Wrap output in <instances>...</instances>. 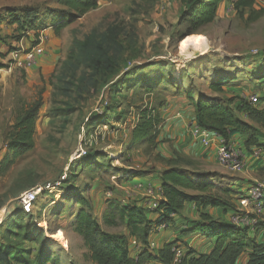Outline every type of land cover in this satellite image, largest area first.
Masks as SVG:
<instances>
[{
    "label": "rangeland",
    "instance_id": "obj_1",
    "mask_svg": "<svg viewBox=\"0 0 264 264\" xmlns=\"http://www.w3.org/2000/svg\"><path fill=\"white\" fill-rule=\"evenodd\" d=\"M205 1L98 0L95 9L56 31L53 18L63 14L55 0H0V243L35 250L39 246L30 239L42 243L48 237L45 248L60 258L66 255L62 264H80L79 242L70 225L81 206L75 204L77 197L98 218L110 199L108 191L120 201L143 193L134 188L137 181L156 191L152 183L129 181L165 168L168 160L192 173L194 181L211 183L210 194L230 201L237 212L246 190L234 184L240 171L199 162L183 146L175 147V132L164 127L166 120L170 125L185 120L187 109L194 108L191 101L200 96L239 102L255 95V106L264 105L259 96L264 86V2L253 3L261 15L250 22L248 8L235 10L223 0L215 18L201 24L194 18ZM24 16L23 33L14 17ZM38 35L44 52L34 65L23 68L11 60L9 52L21 38L27 48ZM188 35L203 36L205 52L180 53L178 44ZM217 82L220 92L212 90ZM37 99L41 105L32 149L6 158L17 118ZM142 111L163 119L157 140H132ZM256 182L264 184V176L249 181ZM48 184L56 187L38 194L34 214L21 213L19 195ZM14 208L21 227L15 230L18 235H8V211ZM249 216L263 218L259 212ZM26 223L32 224L27 234ZM66 241L72 248L64 246Z\"/></svg>",
    "mask_w": 264,
    "mask_h": 264
},
{
    "label": "trees",
    "instance_id": "obj_2",
    "mask_svg": "<svg viewBox=\"0 0 264 264\" xmlns=\"http://www.w3.org/2000/svg\"><path fill=\"white\" fill-rule=\"evenodd\" d=\"M221 1L223 0H206L203 4H199L194 18L196 22L201 24L211 22L216 16L217 6ZM228 1L235 10L248 8L250 22L255 21L261 15L260 10L254 9L253 0ZM55 3L61 7L63 14V17L53 18V27L56 31L98 6V0H55ZM26 18L27 16L22 19L14 17V22L22 26L18 25L21 28L20 32L23 33L24 29L27 30L24 25L28 21ZM220 83L212 85L214 92L222 90ZM261 100L264 101V97ZM257 103L252 104L249 100L233 102L232 99L228 101L218 98L206 99L201 96L191 101L194 107V122L197 125L217 133L225 140H229L235 133H240L245 137L242 147L250 153L258 148L262 156L264 141L259 140L260 132L257 127L264 128V105L257 107L255 106ZM40 105L41 100L37 99L17 118L13 132L9 134L6 158H14L32 149L34 119ZM140 114V121L131 131L132 140L134 142L143 139L157 140L159 125L163 119L153 111H142ZM241 116L248 117L257 127L242 119ZM166 163L167 166L159 173L160 198L155 209L151 210L135 203H126V201L113 197L106 201V207L101 211L99 221L91 212L88 203L81 197H77L75 204L81 206L73 214L70 225L72 231L81 238L85 249L82 259L93 264H145L150 259H157L163 264H171L172 248L177 246L176 242L164 243L161 248L152 253L146 247L149 233L160 224L168 227L173 222V215L178 213L186 203H192L198 212V219L193 221L192 227L184 230L183 233H197L211 237L213 247L208 253H198L186 246L178 264H235L243 252H247L246 264H264V216L262 219H257L252 226L235 225L229 221L213 218L209 212L212 208L223 212H233L230 201L211 195L209 192L211 183L205 179L194 181L191 178L192 173L178 168L171 160ZM259 171L264 173V166L260 167ZM189 191L197 193L193 194ZM20 212L23 213L21 208ZM20 212L17 208L8 211L10 216V220L6 222L8 235L19 234L15 230L21 227ZM151 213L157 214L153 220L147 216ZM33 214L31 212L25 215L32 216ZM119 223H124L129 237L135 238L141 244L136 258L129 255L127 236L108 233L102 228V225L115 226ZM31 226V223L23 226L26 234L30 232ZM36 230L38 233L43 232V229ZM49 240L48 237H44L43 242L40 243L35 239H30L39 246L35 250L10 242H1L0 264H60L59 253L53 254L51 250L45 248Z\"/></svg>",
    "mask_w": 264,
    "mask_h": 264
},
{
    "label": "crops",
    "instance_id": "obj_3",
    "mask_svg": "<svg viewBox=\"0 0 264 264\" xmlns=\"http://www.w3.org/2000/svg\"><path fill=\"white\" fill-rule=\"evenodd\" d=\"M262 92H259V96L261 98L264 97V86L262 88ZM264 104V101L263 103ZM185 120H176L171 123L166 120L164 127L168 130V132L173 131L175 132V136L178 138V143H176L175 147L179 148L180 146H183L181 150L184 152H188L189 156H192L194 159H198L199 162L203 161L206 164L216 163L215 160V153L214 149L212 147L210 148H203L199 143H195L193 141L188 140L189 134H188V124L191 122H194V108L189 107L186 111ZM242 119L245 121L251 123L252 125L256 126L248 117L241 116ZM167 126H170L167 128ZM257 127V126H256ZM260 135L258 136L260 141H264L263 134H264V128L257 127ZM165 132V131H163ZM166 134V133H165ZM167 136L168 133L166 134ZM161 138V137H160ZM245 139L243 135L240 133L233 134L230 139L228 140L230 143H234L238 148H241L242 151L246 155V164L244 169H242L239 173L238 179L234 180V184L239 187V190H245L251 183H249L250 180L256 181L261 179L263 177L264 173H260L259 168L264 166V152L263 155L254 158L251 153L247 150H245L242 147V142ZM162 170V169H161ZM161 170L156 171L154 173H146L141 175H133L131 176V180L129 183L133 182V180H143L148 183H152L156 191L160 193V179H159V173ZM160 196V194H159ZM147 197L143 193H137L134 192V195L130 196L128 200H126V203H135L137 205H145L147 202ZM210 214L213 218L217 220H223V221H229L231 222V218L234 214V212H223L220 209H209ZM101 213V212H100ZM261 216H264V208L261 212H259ZM100 215V214H99ZM149 219H155L157 217V214L151 213L147 214ZM259 216H256L254 218L255 220L259 219ZM198 219V212L196 211V208L194 204L192 203H186L183 208L176 214L173 215V222L164 229H160L158 231H150L149 233V240H153L156 243V249L151 250L152 253H155V250L158 248H161L164 243L175 241L176 245H181V242L185 244V246L190 247L195 252L198 253H208L212 247H213V239L211 237H205L197 233H189L184 234V230H188L192 227V222ZM262 219V218H260ZM98 220L100 221V216H98ZM117 226H121V231H117ZM103 230H105L108 233L112 234H122L128 237V241H130L133 237H129L128 230L124 223H120V225H102ZM74 233V232H73ZM251 234V233H250ZM74 236L76 240H78V246L75 248L76 251L80 252L81 259H78L80 264H93L89 261H84L82 259V254L85 251L81 238L74 233ZM262 239V238H261ZM65 247L72 248L71 245H69V242L66 241L64 244ZM182 246V245H181ZM141 244L137 242V246L129 245V255L131 257L136 258L139 254ZM247 252H243L236 260L235 264H246L247 262ZM62 259L66 260L65 257L60 258V264H62ZM76 260V259H75ZM145 264H163L162 262L158 261L157 259H150Z\"/></svg>",
    "mask_w": 264,
    "mask_h": 264
},
{
    "label": "built area",
    "instance_id": "obj_4",
    "mask_svg": "<svg viewBox=\"0 0 264 264\" xmlns=\"http://www.w3.org/2000/svg\"><path fill=\"white\" fill-rule=\"evenodd\" d=\"M255 1L260 0H253ZM264 2V0H262ZM38 40L32 46L27 48L22 45V38L20 39L19 45L16 48H12L9 52L11 56V60L16 62L19 66L23 68L30 67L36 63L37 57L43 55V37L38 35ZM249 101L252 104L258 102L257 96L249 97ZM188 134L190 139L193 142L199 143L203 148L214 149L215 160L220 165L225 166L226 168L232 171H241L244 169L246 164V155L242 151L241 148H238L234 143H230L228 140H225L220 135L215 132H212L206 128H202L197 125L195 122H191L188 128ZM251 155L254 158H258L261 155L260 149H253ZM60 181L56 183L58 185ZM55 185H45L38 188H32L22 192L18 197V202L21 210L25 214H29L33 212L34 204L37 199L39 193L48 190L51 188H55ZM134 188L137 190H143L145 197H147V202L145 203V207L148 209H155L158 205V200L160 198L159 192L155 191L151 186L145 185L139 181L134 183ZM106 196L108 198H113V192H106ZM263 199H264V184L260 182H256L250 184L243 193V196L240 200V205L237 208V212H234L231 222L235 225H246L252 226L255 223L254 217H250L249 213L251 212H261L263 210ZM2 219H0L1 222ZM167 228V225L160 224L152 229V231H158L160 229ZM137 240L132 238L128 243L129 245L137 246ZM147 249L154 250L156 249V243L153 240H149L146 245ZM172 263L178 264L181 257L184 253V248L181 246H174L172 248Z\"/></svg>",
    "mask_w": 264,
    "mask_h": 264
},
{
    "label": "bare ground",
    "instance_id": "obj_5",
    "mask_svg": "<svg viewBox=\"0 0 264 264\" xmlns=\"http://www.w3.org/2000/svg\"><path fill=\"white\" fill-rule=\"evenodd\" d=\"M204 44H205V38L203 36L188 35L184 37L182 40H180L178 44V49L180 53H182L186 57H191L194 49H198L199 54H202L203 52H205L206 49L203 47ZM68 160H69L68 162H70L71 159H68Z\"/></svg>",
    "mask_w": 264,
    "mask_h": 264
}]
</instances>
